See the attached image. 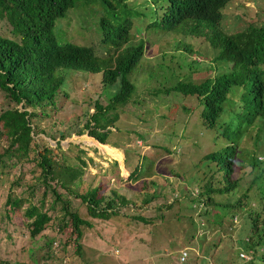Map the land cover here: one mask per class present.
<instances>
[{"label":"rangeland","instance_id":"374dc122","mask_svg":"<svg viewBox=\"0 0 264 264\" xmlns=\"http://www.w3.org/2000/svg\"><path fill=\"white\" fill-rule=\"evenodd\" d=\"M243 8L244 11L240 17L229 15L227 23L231 29L242 28L252 20L260 22L264 20V0L257 2L246 0ZM59 23L66 30L68 40L73 43L86 44L85 39L88 40L93 34L92 29L86 28V24H80L76 12H69L66 18H61ZM136 27L137 25H133L130 30L132 42H137L140 36L148 38L143 30L139 32ZM7 28V23L0 21V33ZM149 37L151 38V35ZM167 39L172 44L169 36ZM149 42L147 39L145 58L138 67L139 73H136L135 79L141 82L133 80L144 89L148 87L147 83L154 79L147 77L146 70L150 67L155 68L157 61V53L149 47ZM110 50L114 55V50ZM97 53L106 55V52L98 46ZM88 74L83 71L67 73L68 81L55 98V112L51 110L52 116H42L39 120L38 124L45 131L33 133L29 158L36 154L37 144L47 143L50 147H55L59 143L65 163L80 169L71 189L75 192H84L88 188L100 186L105 197L114 195V191L124 196L127 203L122 204L118 201L119 213L111 219H97L87 214L85 205L73 194L68 196L59 188L64 194V199L69 202L70 209L76 210L81 217L92 224V227H83V235L79 241L82 249L81 253H77L74 244L75 235L71 234V227L68 226L62 231L58 228V222L61 224V218L64 215L61 202H56V208L53 211L50 208L54 198L52 192L47 188L44 193L43 184L33 183L35 176L40 175V170H33L34 162L17 159L14 155H4L0 162V261L5 264L28 261L30 264H176L172 260L175 257L181 259L179 251L186 249L188 255L190 254L189 257L192 258H188L192 264H242L245 262H238L227 256L221 263L218 258L223 253L230 255L232 251L236 254L239 250V255L242 251L239 248L241 243L239 231L245 226L241 216L246 214V211L237 215L240 221L234 222V227L238 232L230 233L234 235L233 241L226 234L228 230L225 231L227 228L224 223L223 227L210 225L206 227L207 224H205L204 228L192 226L190 222L182 224L176 218V203L172 204L170 209L163 206L166 203L168 205L173 203L176 195L177 198L182 199V203L189 202L191 200L189 191L194 186L188 185L183 177L176 179L174 184L167 181L172 157L151 144L157 138H163L158 141L160 144L174 148V144L171 145L172 141H168L170 131L166 125L148 127L134 117L136 112L134 108L139 103V100L135 101L136 99L142 100V97H146L151 104L158 100H151V96L146 91H143L139 97L131 96L123 107L126 110L125 115H121L116 120V127L108 126L112 131L108 145L98 144L97 140L89 136L87 132L82 135L75 133V130L84 124L88 113L94 110L93 104L88 103L95 100L100 93L101 84ZM78 77H81L79 81ZM13 106L19 108L21 104L13 102L0 89V112ZM55 121L59 125L48 126ZM4 125L5 122L1 121L0 130L4 129ZM135 131H145L144 142ZM5 145L4 140L0 139V153L3 152ZM113 147L121 155L120 157L116 153L114 155ZM124 149L128 150L129 155L128 152L125 154ZM176 150L178 153L183 152L181 147H176ZM137 155H139V166L142 164L140 156L149 157L152 164L143 169V174L134 178L130 172L135 167ZM187 157L189 156H185L184 159ZM181 165L183 166V163ZM186 177L189 180L191 175L188 174ZM242 182L247 186L248 178ZM144 187L148 190L154 188L157 194V197L149 203L142 202L140 199L141 189ZM8 196L22 200L20 207L13 212L9 211V206L5 203ZM252 203L257 205L258 201L254 200ZM31 204L40 205L43 210L49 211L51 217H54L35 237L29 235L26 225L28 219L24 216L26 208ZM158 206L160 207L157 209ZM260 213H264V210ZM180 214L179 212L178 215ZM191 214L194 216L193 209ZM132 215L152 217L153 220L145 224ZM194 219L199 223L200 220L195 217ZM66 222H69V219ZM200 224H202L201 221ZM51 237L56 239L49 246L45 242ZM260 251H264V246L260 247ZM243 256L247 255L243 254Z\"/></svg>","mask_w":264,"mask_h":264},{"label":"trees","instance_id":"16d2710c","mask_svg":"<svg viewBox=\"0 0 264 264\" xmlns=\"http://www.w3.org/2000/svg\"><path fill=\"white\" fill-rule=\"evenodd\" d=\"M69 12H76L80 24H86L87 29H92L93 34L88 38L90 41L85 39L86 44L69 41L66 30L61 27L59 23L61 18H66ZM140 13L145 14L138 11L135 5H127L124 0H0V21H5L8 27L0 33V89L13 102L21 104L19 108L8 107L0 112V122H5L4 129L0 130V139H3L6 144L3 152L0 153V162L4 155H14L17 159L34 162L33 170H40V175L35 176L33 183L43 184L44 193L47 188L52 192L54 198L50 208L53 211H55L56 202H61L64 215L61 218V224L57 221L58 228L62 231L68 226L71 227L70 232L75 235L74 244L77 253H81L82 249L79 241L83 235V227H92V224L81 217L76 210L70 209L69 202L64 199V194L59 188L68 196L73 194L85 205L87 214L97 219L109 220L118 215V201L126 204L127 200L114 191V195L105 197L100 186L88 188L84 192H75L71 189V185L75 183L80 169L65 163L59 143L55 147H50L47 143L37 144L36 154L32 158H29L30 144L33 142V133L45 131L38 124L39 120L42 116H52L51 110L55 112V98L64 89L68 81V72L89 73L88 75L101 84L98 97L88 103L93 104V112L88 113L84 124L75 130L78 135L87 132L89 136L99 141L98 144L101 142L100 145H108L112 133L108 126L116 127V120L121 115H125L126 110L123 107L131 96L139 97L143 91L151 97L161 93L159 88L151 90L158 85L157 76L147 83L146 89L134 82H141L135 79L137 78L135 69L145 58L143 42L122 44L128 37L127 31L120 39L126 25L131 23L132 16ZM97 46L104 50L106 55H99ZM110 49L114 50V55L111 54ZM77 79L79 81L81 77ZM109 87L112 88L109 89ZM141 99L138 98L135 101L139 100L136 107L143 114L135 117L145 126L153 127L150 117L153 115L154 108L148 105L146 97ZM57 125L59 123L55 121L48 126ZM56 131L59 133L58 130ZM144 132L135 131L143 142L146 136ZM156 141H159L158 138L151 144ZM124 152L126 154L128 150L124 149ZM115 153L118 157L121 156L114 148V155ZM137 157L135 167L130 172L134 178L143 174V169L152 164L149 157L140 156L142 164L139 166V155ZM262 177L261 174L256 176L259 180ZM209 187L211 184L206 183L205 188ZM210 190L209 188V192ZM250 195L247 193L240 197L234 193L229 197L228 203L220 200L215 207H212V213L208 207L204 208L201 215L206 217L207 226L220 225V216H228L231 222L235 214H241L244 199L248 201ZM155 197L157 194L154 188L141 189L142 202L149 203ZM21 202L20 198L8 196L5 203L9 206V211L13 212L20 207ZM192 202L189 203L190 209H192ZM174 203H176L175 213L178 221L182 224L190 222L192 226L200 227V223L196 222L195 216L191 214L192 210L189 212L188 207L182 205L179 198L176 197L173 203L169 205L166 203L163 206L170 209ZM254 214L255 208L249 206L250 217ZM260 215L261 213H257L256 217ZM24 216L28 219L26 225L31 237L41 233L54 218L47 209L43 210L36 204L29 205ZM132 216L145 224L153 220L152 217L142 215ZM68 219L69 222H66ZM261 222L262 229L258 228L257 224L253 227L249 224L239 234L241 242L239 248L247 253L251 252L250 260L246 261L239 256V250L235 249L236 254L232 251L230 255L223 253L218 261L223 263L228 256L238 262L245 261L242 264H264V252L259 253V246H264V218ZM55 239L56 237H51L45 244L50 246ZM189 255L183 262L176 257L172 261L176 264H192L188 260V258L192 259ZM0 264L5 263L0 261ZM18 264H30V261Z\"/></svg>","mask_w":264,"mask_h":264},{"label":"clouds","instance_id":"9594fccd","mask_svg":"<svg viewBox=\"0 0 264 264\" xmlns=\"http://www.w3.org/2000/svg\"><path fill=\"white\" fill-rule=\"evenodd\" d=\"M124 2L145 14L132 16L120 35L121 39L128 32L122 44L142 41L145 54L148 39L149 47L157 53L155 68H148L146 75L158 77V85L151 90L159 88L161 93L150 97L158 101L148 105L154 108L151 123L165 124L170 131L168 141L174 144V148L158 141L152 144H158L154 147L172 157L167 181L174 184L183 177L194 186L189 191L191 200L182 205L193 209L203 228L207 224L206 217L201 215L204 208L211 210L220 200L228 203L234 193L240 197L250 193L249 200L244 199L242 211L247 213L241 217L245 226L257 224L260 228L264 213L256 216L264 210V20H252L238 29L228 26L229 15L240 17L246 0ZM133 25L148 38L140 36L132 42ZM135 70L137 73L139 68ZM134 109V117L143 114L137 107ZM176 147L183 152L178 153ZM185 156L189 157L184 159ZM259 174L263 175L261 180L256 178ZM246 178L247 186L242 182ZM206 183L211 184L210 192ZM254 200L257 205L252 203ZM249 206L255 208L251 217ZM232 218L230 222L228 216H220V225L210 226L223 227L224 223L226 234L234 241L230 233L238 232L234 222L240 220L236 214ZM260 247L259 253L264 252ZM182 251L187 252V258L188 251ZM250 253L242 250L239 255L247 261L252 258Z\"/></svg>","mask_w":264,"mask_h":264},{"label":"built area","instance_id":"2783aa9c","mask_svg":"<svg viewBox=\"0 0 264 264\" xmlns=\"http://www.w3.org/2000/svg\"><path fill=\"white\" fill-rule=\"evenodd\" d=\"M187 256V252L186 251H182L181 252V260H184Z\"/></svg>","mask_w":264,"mask_h":264},{"label":"bare ground","instance_id":"6f19581e","mask_svg":"<svg viewBox=\"0 0 264 264\" xmlns=\"http://www.w3.org/2000/svg\"><path fill=\"white\" fill-rule=\"evenodd\" d=\"M98 142V141H97ZM101 144V143H100ZM102 145H106V144H102Z\"/></svg>","mask_w":264,"mask_h":264}]
</instances>
